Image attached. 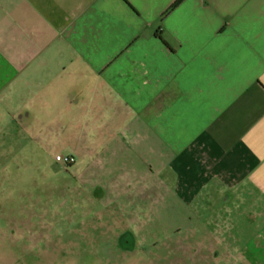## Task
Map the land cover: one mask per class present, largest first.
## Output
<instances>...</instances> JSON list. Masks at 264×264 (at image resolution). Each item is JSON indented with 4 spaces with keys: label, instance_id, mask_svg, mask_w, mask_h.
I'll return each mask as SVG.
<instances>
[{
    "label": "crops",
    "instance_id": "0c3cea01",
    "mask_svg": "<svg viewBox=\"0 0 264 264\" xmlns=\"http://www.w3.org/2000/svg\"><path fill=\"white\" fill-rule=\"evenodd\" d=\"M54 126L116 130L109 192L205 209L191 238L264 225V0H0V146Z\"/></svg>",
    "mask_w": 264,
    "mask_h": 264
},
{
    "label": "rangeland",
    "instance_id": "374dc122",
    "mask_svg": "<svg viewBox=\"0 0 264 264\" xmlns=\"http://www.w3.org/2000/svg\"><path fill=\"white\" fill-rule=\"evenodd\" d=\"M53 133L47 143L23 137L0 146V264H38L33 230L47 240L46 259L52 264H264V240H255V228L264 225L238 217L237 208L219 224V241H207L190 235L208 228L205 209L198 210L200 217L191 216L193 210L172 197L165 207L153 206L149 201L159 193L152 187L142 192L139 177L133 178L132 192L116 199L108 187L125 163L110 159L119 146L109 142L116 130L97 133L99 146L91 144L88 130L70 129L67 144L62 129L54 126ZM97 151L104 161L92 159ZM85 153L91 157L79 160ZM58 155L74 164L56 162ZM128 228L139 233L133 253L123 252L117 240Z\"/></svg>",
    "mask_w": 264,
    "mask_h": 264
},
{
    "label": "flooded vegetation",
    "instance_id": "af4514ba",
    "mask_svg": "<svg viewBox=\"0 0 264 264\" xmlns=\"http://www.w3.org/2000/svg\"><path fill=\"white\" fill-rule=\"evenodd\" d=\"M73 164H71L70 166H72ZM70 166H68V167H70ZM62 192L64 194L65 189ZM65 201H66V197H65V195H63V202L65 203ZM45 202L39 201V203H45ZM121 224L126 226V222L125 223L122 222ZM130 224H133V223H130ZM33 228H34V226H33ZM133 228L132 229L128 228V230H124L117 237V240H119V243L123 246V249H122L123 252H126V253H133L134 252V248H135L136 243L138 241L137 235L139 233L137 232L138 231L137 228H136V230ZM39 237L40 236L38 235V233L33 230V247L34 248L38 247L37 251L40 252L39 255L37 256L39 259L38 264H52L51 262H48L46 259L47 252H48L47 240L46 239H40Z\"/></svg>",
    "mask_w": 264,
    "mask_h": 264
},
{
    "label": "built area",
    "instance_id": "2783aa9c",
    "mask_svg": "<svg viewBox=\"0 0 264 264\" xmlns=\"http://www.w3.org/2000/svg\"><path fill=\"white\" fill-rule=\"evenodd\" d=\"M56 162L64 164L65 166H70L74 163V159L71 157H63L61 155L56 156Z\"/></svg>",
    "mask_w": 264,
    "mask_h": 264
}]
</instances>
